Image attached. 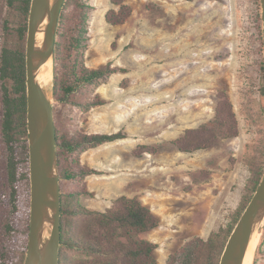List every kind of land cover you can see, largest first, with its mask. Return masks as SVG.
I'll use <instances>...</instances> for the list:
<instances>
[{"label":"rangeland","instance_id":"1","mask_svg":"<svg viewBox=\"0 0 264 264\" xmlns=\"http://www.w3.org/2000/svg\"><path fill=\"white\" fill-rule=\"evenodd\" d=\"M86 1L92 7L86 65L125 71L84 90L82 98L105 104L86 110L54 99L55 118L88 133L123 130L128 136L82 153L83 165L100 172L86 177L91 194L80 202L105 210L120 195L137 197L160 218L158 228L141 236L157 243L158 264H167L186 243L233 223L249 192L264 138L259 6L257 0H128L130 17L111 24L106 14L115 7L112 0ZM22 21L19 10L0 0V54ZM222 93L234 106L239 135L209 149L181 151L173 141L213 121ZM5 157L0 136V219L8 216L11 192ZM18 205L16 222L23 229L30 210L25 186ZM258 235L250 264H264V225Z\"/></svg>","mask_w":264,"mask_h":264},{"label":"trees","instance_id":"2","mask_svg":"<svg viewBox=\"0 0 264 264\" xmlns=\"http://www.w3.org/2000/svg\"><path fill=\"white\" fill-rule=\"evenodd\" d=\"M23 15L15 41L3 45L0 54V136L5 148L7 187L10 190L8 216L0 219V264H24L30 229V210L25 225L19 228L18 195L25 186L30 194L29 147L27 129L26 54L27 18L31 0H6ZM106 20L123 24L132 14L128 0H112ZM256 13L257 37L261 52L260 81L264 90V37L261 7ZM91 6L86 0H65L56 35L54 96L57 103L73 104L86 110L106 103L101 98H82L87 87H96L122 67L106 64L99 68L86 65L84 53L88 43ZM57 150L60 167L62 218L60 264H158L157 243L142 237L160 226V218L137 197L118 196L105 209H92L80 202L82 194H91L85 180L100 171L84 166L82 153L89 148L124 139L128 134L116 132L88 133L68 126L56 116ZM240 127L234 106L226 93L219 97L213 121L187 129L173 143L185 152L212 148L219 140L239 135ZM252 164L249 192L237 211L235 221L207 239L196 238L172 253L167 264H219L225 244L250 201L264 173V138ZM6 206V205H5ZM264 238V237H263ZM261 246L257 256L261 254ZM74 254L84 255L75 258ZM254 264H257V259Z\"/></svg>","mask_w":264,"mask_h":264},{"label":"water","instance_id":"3","mask_svg":"<svg viewBox=\"0 0 264 264\" xmlns=\"http://www.w3.org/2000/svg\"><path fill=\"white\" fill-rule=\"evenodd\" d=\"M65 0H31L26 38L30 229L24 264H60L62 196L54 110L56 35ZM261 17L264 37V0ZM50 72L52 89L40 76ZM264 223V173L235 224L219 264H242Z\"/></svg>","mask_w":264,"mask_h":264},{"label":"bare ground","instance_id":"4","mask_svg":"<svg viewBox=\"0 0 264 264\" xmlns=\"http://www.w3.org/2000/svg\"><path fill=\"white\" fill-rule=\"evenodd\" d=\"M40 81H41L42 85L45 88H48L50 90L52 89V87H53V79H52V74L49 71L42 73V75L40 76ZM258 234L252 240L251 245H250V247H249V249H248V251L246 253V256H245L242 264H250L249 263L250 260H252V258L254 257L255 251H256V248H257V240L260 237Z\"/></svg>","mask_w":264,"mask_h":264}]
</instances>
